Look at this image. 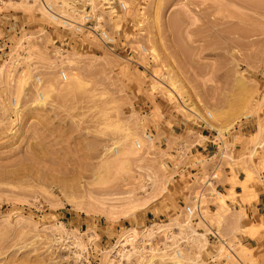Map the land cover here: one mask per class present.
Instances as JSON below:
<instances>
[{
	"label": "rangeland",
	"instance_id": "374dc122",
	"mask_svg": "<svg viewBox=\"0 0 264 264\" xmlns=\"http://www.w3.org/2000/svg\"><path fill=\"white\" fill-rule=\"evenodd\" d=\"M88 12L112 49L76 30ZM179 118L246 131L217 169L240 188L199 215L197 182L144 139ZM263 119L264 0L3 2L0 264H264Z\"/></svg>",
	"mask_w": 264,
	"mask_h": 264
},
{
	"label": "crops",
	"instance_id": "0c3cea01",
	"mask_svg": "<svg viewBox=\"0 0 264 264\" xmlns=\"http://www.w3.org/2000/svg\"><path fill=\"white\" fill-rule=\"evenodd\" d=\"M165 121V122H164ZM167 120H163L161 124H158L156 127L148 128L146 131L149 132L152 137L158 136L157 142L159 145H164V150L166 151V155L168 159H166V166L169 169L170 167L173 169V171L176 174L183 173L184 175H189L190 173H194L192 170H195V172H200L199 169H205V167L209 163L208 157L213 155L216 152V136H215V129L209 128L207 124H204L203 122H200L201 126H204L205 128H209V131H206V133H203V130L193 128L194 134L189 135L187 132V127H191L185 120L178 119L176 122L171 123L170 127H167L166 122ZM242 127H239L231 133H223L224 135V142L227 143V145L231 144L229 147L231 148L230 155H237L240 149H237V146H240L241 143L238 140L236 142L237 138H241L245 135V128L242 129ZM214 130V132L212 131ZM213 133H212V132ZM237 131L238 133H235ZM217 132V131H216ZM188 135V136H187ZM187 137V138H186ZM188 139L190 142H194L191 145L188 144L186 141ZM196 139L201 141H196ZM186 142V144H185ZM234 142V143H233ZM188 144V145H187ZM202 155V159H198V155ZM177 160H180V163H177ZM204 165H201V164ZM223 173L225 174V177L222 178V180L217 181L218 187L220 189L221 194L224 193L227 194V191H230V188L233 189V191L237 190L239 185H236L234 188L226 181L227 178L230 176V170L228 166H224L221 169ZM264 177V176H263ZM240 179V178H237ZM258 195L256 193V202H254V210L253 212L262 213L264 215V183L262 186L258 187ZM209 199V197H208ZM211 204V203H210ZM209 204V208H210ZM214 237L218 240L217 233H213ZM212 259V258H211Z\"/></svg>",
	"mask_w": 264,
	"mask_h": 264
},
{
	"label": "built area",
	"instance_id": "2783aa9c",
	"mask_svg": "<svg viewBox=\"0 0 264 264\" xmlns=\"http://www.w3.org/2000/svg\"><path fill=\"white\" fill-rule=\"evenodd\" d=\"M6 0H0V5L5 2ZM121 10H125L126 9V6L121 3L120 4V7H119ZM83 23L82 24H79L80 26H77L76 27V30L77 31H93L96 33L97 37L104 42V44L107 46V47H110L112 49L113 45L115 44L116 42V35L113 34V33H110L109 31H107L106 29L104 28H98L95 24H94V21H95V18L94 16L91 14V13H84L83 14ZM66 24V23H65ZM139 51L141 53H146L147 52V48L145 46H141ZM61 78L65 79L66 78V74L63 72L61 74ZM206 116L207 118H210V114L209 112L206 113ZM204 124H207L206 122L202 121ZM263 123H264V119H263ZM223 134V133H222ZM215 138H216V152L211 155L210 157H208V159L210 160L208 165L203 168L205 169H202L200 168L199 171L200 172H195V170H192L194 173H190L188 175V178L191 180V181H196L197 182V191H198V194L195 196L193 195L191 198V204L189 205H186L184 210L185 212L188 214V215H192L194 213H196L197 211V208H199L198 206L200 205V196L201 195H207L206 197H208V194H207V190L212 188V196L215 197V196H219L221 195V192H220V189L218 187V184H217V180H219L218 178V175H217V169L220 168V165L222 163V160L223 158H225L226 155L230 154L231 152V148L227 145L226 142H224V135L223 137L215 131ZM145 137L147 139H150L152 137V135L149 133V132H146L145 133ZM196 206V208H193V206Z\"/></svg>",
	"mask_w": 264,
	"mask_h": 264
},
{
	"label": "bare ground",
	"instance_id": "6f19581e",
	"mask_svg": "<svg viewBox=\"0 0 264 264\" xmlns=\"http://www.w3.org/2000/svg\"><path fill=\"white\" fill-rule=\"evenodd\" d=\"M7 2L8 1H14V0H6ZM5 1V2H6ZM124 4V3H123ZM54 18H56V17H54ZM57 19V18H56ZM66 24H69L68 22H66ZM71 25V24H70ZM78 28V27H77ZM43 101H44V99H43ZM17 105V104H16ZM41 105V104H40ZM210 114V113H209ZM210 118H212V115L210 114ZM211 127V126H210ZM212 128V127H211ZM144 139H145V141L146 142H148V143H152V141H153V138L151 137L150 139H147L145 136H144ZM137 147H141V145H140V143L138 142L137 143ZM200 201H201V198H200ZM201 204V203H200ZM199 208H197V211H196V213L199 215V210H201V205H199L198 206ZM194 208H196L195 206H194ZM175 256L176 257H173L175 260H176V262L178 263V264H182L183 262H184V259L185 258H183V256H182V254H181V252H178V251H176V253H175Z\"/></svg>",
	"mask_w": 264,
	"mask_h": 264
}]
</instances>
